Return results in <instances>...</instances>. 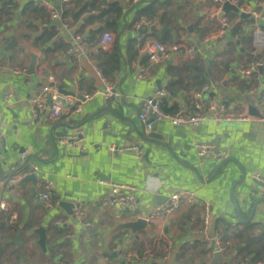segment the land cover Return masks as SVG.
<instances>
[{
	"label": "crops",
	"instance_id": "0c3cea01",
	"mask_svg": "<svg viewBox=\"0 0 264 264\" xmlns=\"http://www.w3.org/2000/svg\"><path fill=\"white\" fill-rule=\"evenodd\" d=\"M235 1L264 12V9H256L264 6V0ZM48 2L62 13L68 12L64 17L74 32L94 36L91 46H95L104 32L114 36V42L100 52L97 61L107 78L117 83V90L126 101L112 102L95 96L83 106L81 116L75 121L81 136L79 145L84 150L61 147L57 133L68 128L46 115L33 119L28 99L40 77L48 75L54 76L56 87L63 94L89 92L92 82L84 57L67 58L69 37L56 33L48 41L52 45L46 55L40 56L34 48L17 44V50L18 47L29 48L36 54L37 61L32 74L15 75L11 73L14 69L27 70L29 56L8 48L9 43L0 45V63L9 67L8 72H0V131L4 139L3 149H0V177L7 172L9 163L24 151L28 152L26 164H35L39 170L16 187L0 189V264H205L215 249L204 256L201 254L204 245L195 240L203 206L208 208L211 217L209 233L225 235L224 254L233 256L228 263L218 264H253L250 248L264 236L263 220L259 218L264 217L261 214L264 204L258 207L251 221L253 198L250 201L248 179L264 172V126L247 122L225 126L207 121L195 129L177 128L151 117L146 125L138 116L142 101L152 96L158 85L168 92L162 106L170 113L175 112L182 100L192 98L193 92L204 83H211V94L229 109L239 110L242 104L237 101L250 105V90L259 87L264 75L258 72L244 78L238 73V68L253 61L249 60L253 58L249 55L252 49L249 28L247 23L241 25L246 19L226 11L229 27L225 36L217 43L206 45L204 38L218 27L216 7L211 0H139L137 3L104 0L103 5L107 7L104 9L97 4L90 8V0H72L62 5L60 0ZM24 3L18 4L17 11L10 10L14 19L3 27H12L17 35L27 32L23 40L30 44L34 35L35 39L44 35L52 25L47 22L45 29L40 28L45 23L46 11L33 2L38 12L24 10L23 15L37 20L33 29L39 32L28 30L20 22L22 14L19 12ZM87 18L91 21L85 23ZM153 18L169 31L162 36L157 31L149 32ZM237 27L241 29L236 30ZM146 39L165 46L192 45L196 48V60L190 62L181 53H171L158 65L157 73L150 80L137 82L136 74L146 64L140 50ZM261 63L264 65V61ZM6 90L12 94L7 106L2 101ZM152 129L165 138L156 142L148 140L146 133ZM52 136L56 138L55 151L46 146ZM195 143H211L226 151L227 158L217 163L205 157L200 165ZM130 146L140 150L139 159L136 152L109 150L111 147L124 150ZM43 177L54 184L50 208L40 198L44 191L37 181ZM107 182L134 187L135 206L118 210L101 205L99 200L108 191L103 183ZM181 190L193 192L196 200L166 219L151 218L155 205ZM76 199L83 202L81 219L73 215L71 203ZM242 199L249 204L241 206L237 215L234 203L239 204ZM12 214L17 220L8 226L6 221ZM138 218L146 219L150 229H138L133 236L131 229L115 233L108 246L110 251L117 252L116 257L105 253L102 257L86 258L89 252L100 247L103 237L116 223L135 222ZM250 221L254 225L252 232L258 237L252 243L250 229L244 231L242 227ZM57 222L61 224L57 226ZM33 229L45 233L44 253L38 245L31 246L38 241L36 235L25 237ZM18 232L22 236L15 241ZM168 243L172 247L164 253L162 248ZM143 250L152 252L153 257L148 261L135 260L132 256L124 260L132 252Z\"/></svg>",
	"mask_w": 264,
	"mask_h": 264
},
{
	"label": "built area",
	"instance_id": "2783aa9c",
	"mask_svg": "<svg viewBox=\"0 0 264 264\" xmlns=\"http://www.w3.org/2000/svg\"><path fill=\"white\" fill-rule=\"evenodd\" d=\"M29 0H14L15 3L21 4ZM36 5L46 11L45 23L40 25L41 28H46L47 22L52 25L54 33L67 34L69 37V45L65 50V55L84 57L87 74L92 82V88L89 92L63 94L61 93L55 84V78L52 75L46 77L41 76L40 81L36 85L31 97L28 99L30 115L33 119H38L42 115H46L47 118L54 121L75 122L82 114L83 106L92 100L95 96H101L106 101H126L124 95L117 90V83L110 81L103 72L97 56L101 51H104L114 42V36L109 32H104L101 37L97 39L95 46H91L94 43V36L91 33L84 35L75 33L70 27L68 21L62 14L61 9H57L48 0H32ZM72 0H60V5L67 4ZM139 0H131V3H137ZM215 5L216 14H218L225 2L235 6L238 10V14L247 15V27L250 31L252 49L249 55L256 57L258 53L264 51V12H257L248 4L240 3L235 0H211ZM102 8H107L103 5ZM141 22H144L143 20ZM229 27L228 19L225 14L218 18V27L210 35L204 38L206 45L217 43L221 40ZM140 39V38H139ZM141 40V39H140ZM98 48L97 53L91 55V51ZM145 57L146 64L139 68L136 74L135 80L137 82H147L157 73L158 65L163 62L171 53H181L190 62L196 60V48L190 46H180L172 44L165 46L159 41L151 39L143 40L140 49ZM260 51V52H259ZM94 55H96L94 57ZM264 66L261 62H251L242 68H238V73L241 77L247 78L254 73H258L259 67ZM9 67L5 63H0V72H8ZM27 70L14 69L12 74H25ZM211 83H204L196 91L193 92L192 98L189 100H182L173 113H168L163 110L162 104L164 98L168 92L161 88L156 90L154 94L147 97L142 101L141 112L139 113V119L145 122L149 117L155 121L167 122L170 125L177 128H198L207 121H212L217 125L239 124L242 122L250 123L254 125L260 123L264 126V77L261 80L259 87L251 88L250 97H252L258 107V115L253 116L250 113V107L247 104H242L239 110L229 109L228 106L218 100L211 94ZM11 92H3V102L5 105L11 103ZM127 103V102H126ZM66 134L58 138V145L64 148L79 149L80 152L84 150L83 146H80V140L78 135L80 132L78 129H64ZM3 135L0 131V145L3 143ZM112 152H136L137 159L140 158V150L136 146H130L122 149H116L115 147L109 148ZM194 151L198 157L200 165L201 161L205 157L213 158L217 163H222L227 158V152L219 150L211 143H195ZM27 151L22 152L18 159L9 163L8 170L0 177V189L13 188L19 185L22 180L30 174H36L39 172L35 164H26ZM254 179L264 184V172L255 174ZM38 185L43 189V193L40 198L46 204V207L50 208L53 202L50 200V192L54 186L53 181L47 178H41L37 181ZM108 187V191L100 198V203L103 206H111L116 209L133 208L136 204L135 188L132 186L118 185L114 183H103ZM196 200V195L193 192L181 190L170 196L165 202L155 205L151 210V218L166 219L171 216L175 211L185 205H190ZM73 215L81 219V213L83 209V202L80 199L74 200L72 203ZM3 207V205H1ZM17 216L12 214L8 217L6 225L11 226L17 220ZM210 213L206 206L202 207L200 215V227L196 231V238L203 245H211L214 243L215 250L222 249V242L219 233H209L210 226ZM61 223L57 222L59 226ZM87 225H83L86 227ZM172 247L165 244L162 248L164 253H167ZM218 248V249H217ZM224 252V251H223ZM135 260L148 261L152 258L148 250L134 251L130 256L124 260L127 261L130 257ZM264 264V259L255 263Z\"/></svg>",
	"mask_w": 264,
	"mask_h": 264
},
{
	"label": "water",
	"instance_id": "95a60500",
	"mask_svg": "<svg viewBox=\"0 0 264 264\" xmlns=\"http://www.w3.org/2000/svg\"><path fill=\"white\" fill-rule=\"evenodd\" d=\"M256 9L261 11L262 9H264V6H257ZM226 11H231V12L235 13L236 15H238L242 19H247L248 18L247 15L238 14L237 8L235 6L229 4L228 2H225L223 4L222 10L217 14V18H220L221 16H223ZM187 29L190 30V26H188ZM148 31L149 32L157 31V32H159L160 36H162L163 33L166 32V31H169V29L162 27L159 24L158 19L157 18H153L152 23L148 27ZM16 46H17V42L15 41V39H12V41L7 45L8 48L16 47ZM18 51L21 54H28L30 60H29V65H28V68H27L26 72L28 74H32L34 72V67H35V64H36V61H37L36 54L31 52L30 49L27 48V47H18ZM97 51H98V48L93 50V51H91L90 54L93 55V54L97 53ZM67 58H69V57L67 56ZM144 58L145 57H143V59ZM263 68H264V66H262V65L259 67L258 72L260 74H263ZM159 89H161L160 85L157 86V90H159ZM232 97H233V95H230L231 99H232ZM2 101H3V99H2ZM237 102H240L242 104H246V103L241 102V101H237ZM248 106L250 107L251 115L259 116L258 115L257 104H256L255 100L253 98H251V97H250V105H248ZM148 123L149 122H147L146 125ZM225 126H236V125L235 124L234 125L233 124H228V125H225ZM65 134H66L65 130H62L61 133H57V136L61 137V136H64ZM146 135H147L148 140L152 139V140H154V142L162 141L165 138V135H162V134L159 135L157 133V131L154 130V129H152L150 131V133H146ZM78 139H81L80 134L78 135ZM159 144H161V143H159ZM0 149H3V145L2 144L0 145ZM28 177H31V176L27 175L22 180V182L20 184H22ZM243 181H244V177L241 179L240 183H242ZM248 191L250 193V201L253 198V200L250 203V212H251L250 220H252V218H254V216L256 214V211H257L258 207L260 205L264 204V184L261 183L260 181L256 180V179H254V178L253 179H248ZM246 204H249L246 199H242V202H239V204L234 203V209H235L237 215L239 213V208L241 206L246 205ZM261 214L264 216V209L261 211ZM259 218L263 220V225H264V217L262 218L261 216H259ZM143 228H145L146 230L150 229L148 224H147L146 219H142V218H138L137 220H135V222L127 221L125 223H121V222L116 223L105 234V236L103 237V240H102V243H101L100 247L98 249H95L92 252H89L86 255V258L102 257L105 253H109V255L111 257H116L117 256V252L115 250L114 251H110L109 250V246L108 245H109L111 237L115 233H117L119 231L129 230V229L132 230V231L131 230L130 231H131V235L133 236L134 235V231H136L138 229H143ZM44 234H45L44 231H42L41 229H33L30 232L28 231L26 233L25 237L29 238V237H31L33 235H36L38 237V241H37L36 244H35V242L32 243L31 246L38 245L40 247V250L42 251V253H44V251H45V243H44L45 235ZM21 236H22V233L18 232L17 235H16L15 241H18ZM213 247H214V243H212L210 245V248H213ZM232 259H233V256H226L223 251L215 250V251L212 252L209 261L207 263H205V264L228 263Z\"/></svg>",
	"mask_w": 264,
	"mask_h": 264
},
{
	"label": "trees",
	"instance_id": "16d2710c",
	"mask_svg": "<svg viewBox=\"0 0 264 264\" xmlns=\"http://www.w3.org/2000/svg\"><path fill=\"white\" fill-rule=\"evenodd\" d=\"M103 2H104V0H90L89 7L94 8L96 4L98 6L103 5ZM1 3L2 4L0 6V27H3L5 24L10 22L12 19H14L12 12L10 13V10L11 11L12 10L17 11V9L19 8V5L16 4L14 2V0H2ZM23 5L24 6L22 7L21 11L19 12L20 15L22 14L20 22L23 23L28 30L36 28L35 22L37 20L32 18V17L24 16L23 11L29 10L30 12L36 13V12H38L39 9L34 5L32 0L25 2ZM98 10L101 11V13H103V11H104V10H102V8H100ZM62 14H63V16H65V15H68V12L64 11ZM78 15H79V13H77L75 17H78ZM41 18L42 17L39 16L38 20H40ZM29 21L31 22V24H29ZM89 21H91L90 18H87L85 23H88ZM246 23H247L246 20L241 21V25H245ZM6 28L9 29L8 27H6ZM240 29L238 27L236 28V30H240ZM75 33H77V32H75ZM14 34L17 37V34L15 31H14ZM54 34L55 33H54L53 29L44 33V35L47 36V41L52 39L54 37L53 36ZM18 36H19V39H24L27 37V32L21 31L18 33ZM41 37L42 36L38 37V39L40 40ZM36 39H35V41H36ZM229 45L232 47H235L234 44H229ZM249 60H253L252 62H257V61L263 62L264 61V51L258 53L256 57H253L251 59L249 58ZM262 75H264V70H263ZM162 108L164 111L168 112L167 110H165L164 106H162ZM168 113H170V112H168ZM63 126L68 128V129H78L79 124H77L75 122H65V123H63ZM56 145H57L56 144V138L53 137V138L47 139L46 146H47L48 150L55 151ZM251 221H250V224H246V225L242 226L244 231H247L250 229V243L254 242L258 238L252 232L254 225L252 224ZM232 230L235 231L236 229H232ZM237 236H239V233H237ZM260 237H261V239L258 241V243H256V245L253 248H250V255H251L250 263H253V264H255L257 261L263 260V258H264V236H260ZM226 238L227 237L225 235H221V242L223 239L225 240ZM222 245H224L223 242H222ZM212 249H214V248H210V245H204L203 251L201 252V254L204 256L209 255L211 253ZM223 251L225 253L224 249H223Z\"/></svg>",
	"mask_w": 264,
	"mask_h": 264
},
{
	"label": "rangeland",
	"instance_id": "374dc122",
	"mask_svg": "<svg viewBox=\"0 0 264 264\" xmlns=\"http://www.w3.org/2000/svg\"><path fill=\"white\" fill-rule=\"evenodd\" d=\"M228 21H229V19H228ZM33 30L39 32L36 29H33ZM14 31L15 30L12 27H10L9 29L4 28V27H0V45L1 44H8V43H10L12 41V39H15V41L17 42V44L19 46H22V45L30 46L32 49L34 48V50L36 51V53H38L40 56L41 55H46V50H48V48H50V46L52 45L51 42H48L47 41V36L46 35H43L42 34L41 39L39 40L37 38L36 41H35L36 35H34L31 38V42L29 44L26 41H24L23 39H19V36L18 35L16 37V35L14 34ZM38 35H40V34L38 33ZM12 49L14 51L17 50V48H15V47H13ZM250 78H251V76H250ZM150 254L153 257V253L150 252ZM182 263L186 264L185 262H182Z\"/></svg>",
	"mask_w": 264,
	"mask_h": 264
}]
</instances>
